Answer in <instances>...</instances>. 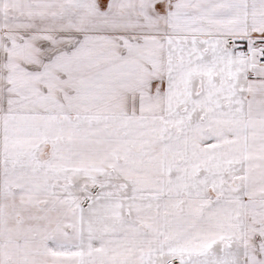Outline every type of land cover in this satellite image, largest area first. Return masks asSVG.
<instances>
[{
  "label": "snow or ice",
  "instance_id": "obj_1",
  "mask_svg": "<svg viewBox=\"0 0 264 264\" xmlns=\"http://www.w3.org/2000/svg\"><path fill=\"white\" fill-rule=\"evenodd\" d=\"M0 264H264V0H0Z\"/></svg>",
  "mask_w": 264,
  "mask_h": 264
}]
</instances>
